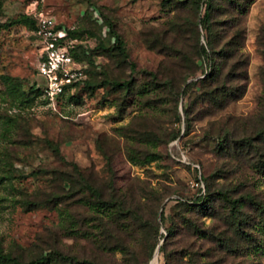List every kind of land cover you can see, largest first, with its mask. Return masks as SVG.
<instances>
[{"label": "rangeland", "instance_id": "1", "mask_svg": "<svg viewBox=\"0 0 264 264\" xmlns=\"http://www.w3.org/2000/svg\"><path fill=\"white\" fill-rule=\"evenodd\" d=\"M189 3L0 0V253L23 263L153 264L160 246L158 264H264V0L243 17V63L224 72L246 77L225 78L242 94L222 109L187 87L211 70L197 58L202 13ZM39 14L78 37L82 60L78 86L52 105L31 89L46 81L40 42L22 17ZM226 31L217 30L216 51ZM84 80L130 89L91 92ZM87 183L100 205L125 214L99 208ZM199 189L212 215L180 214L174 200ZM226 199L242 204L239 229Z\"/></svg>", "mask_w": 264, "mask_h": 264}, {"label": "trees", "instance_id": "2", "mask_svg": "<svg viewBox=\"0 0 264 264\" xmlns=\"http://www.w3.org/2000/svg\"><path fill=\"white\" fill-rule=\"evenodd\" d=\"M252 3L253 0H190L189 3L191 8H194L197 12H199V10L201 9V13H202L201 14L202 18H200V27L204 32L203 36H205V38H204V45H200V48L197 52V58L200 59L202 57L204 59H208L209 62L211 63V67H210L211 70L209 73L205 75L203 79H199L195 82H191L187 85V87L197 86L203 89L202 97H204L217 109H222L223 107H225L226 104L235 101L242 94V88L240 86L232 87V88L227 87L225 84V80L227 79V76L234 75L235 77H237L238 80L241 79L243 81L246 77L245 72L242 70V72L236 73L235 70H231V72L227 74L224 72V69L227 63L230 62L231 60L235 61V63L238 65H241V63H243L242 60L243 56L240 55L238 56L237 53L243 41L244 29L242 25V20L243 17L247 14ZM22 21L26 24H30L32 32H34L36 28L35 18L33 17L31 18L29 16H23ZM197 27L198 26H196V28ZM58 29H60V27ZM218 29H221L222 31L228 30L226 32L231 33L230 36L227 37L224 48L221 51L215 50V43L217 40ZM198 37H199V33H198ZM113 38H114V43L116 45V50L124 58H126L125 50L123 48L122 43L120 42V40L116 35H114ZM77 39L78 37L73 32L67 31L65 41L67 42L68 45L69 55L76 62L82 63V60L79 59L76 54V50L78 49V47L72 44L73 41H76ZM68 42H70L71 44H68ZM78 84L79 82L65 87L64 94L71 88L77 87ZM84 85L85 88H87L91 92L105 85H108L112 89L114 88L115 90L128 91L130 89L129 82H123V83L108 82V83H104L102 86H95L92 85V83H87V82L85 83L84 80ZM31 89H35L34 92L37 96L44 97V92L40 88H37L35 85H33ZM61 97H59L58 100H60ZM85 187L87 191L93 194L94 198L97 200L95 204L98 205L99 208L112 212L113 213L112 216L117 215L118 212L121 215L125 214L123 207L120 204L104 203L100 205L99 201L101 199V193L98 190H96V188H94L92 184L87 183L85 184ZM199 193L200 194L197 195V197H195L193 200H183V199L174 200L175 209L178 210L180 214L196 211V213L202 214L204 216L212 215L210 212L212 209V206H210V204L212 203V200L210 199V195L208 196L204 192V190L201 189H199ZM222 201H224V198H222ZM225 201L228 202L230 208L229 210L230 216L235 221H237L236 226L237 229H239L238 227L241 226L242 222L238 220L237 215L239 213V207L242 204L240 200L228 201L226 199ZM161 218L163 220V212L161 214ZM182 221L187 222L185 218H183ZM189 224H190L188 225L189 229H191L192 232L198 235L204 234V232L199 230V228L195 224H191V223ZM242 236L246 240L252 241L249 238L251 236L245 234V232H243ZM157 248L159 253H164V248L160 246H155L153 252L156 251ZM66 262H70V260H66ZM50 263H51V259L48 257H40L28 263H23L16 257H13L9 254L0 253V264H50Z\"/></svg>", "mask_w": 264, "mask_h": 264}, {"label": "built area", "instance_id": "3", "mask_svg": "<svg viewBox=\"0 0 264 264\" xmlns=\"http://www.w3.org/2000/svg\"><path fill=\"white\" fill-rule=\"evenodd\" d=\"M35 20L33 35L41 45L38 74L46 81L42 90L44 98L52 105L64 94L65 87L80 81L82 73L73 71L77 65L69 55L66 32L58 29L54 20L48 16L39 14Z\"/></svg>", "mask_w": 264, "mask_h": 264}, {"label": "bare ground", "instance_id": "4", "mask_svg": "<svg viewBox=\"0 0 264 264\" xmlns=\"http://www.w3.org/2000/svg\"><path fill=\"white\" fill-rule=\"evenodd\" d=\"M153 264H158V254L157 255L155 254Z\"/></svg>", "mask_w": 264, "mask_h": 264}, {"label": "water", "instance_id": "5", "mask_svg": "<svg viewBox=\"0 0 264 264\" xmlns=\"http://www.w3.org/2000/svg\"><path fill=\"white\" fill-rule=\"evenodd\" d=\"M155 254H156V255L158 254V248L156 249Z\"/></svg>", "mask_w": 264, "mask_h": 264}]
</instances>
